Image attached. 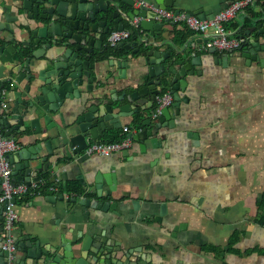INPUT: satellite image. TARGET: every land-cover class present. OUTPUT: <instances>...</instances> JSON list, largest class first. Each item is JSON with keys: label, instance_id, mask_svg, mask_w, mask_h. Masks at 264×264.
I'll return each mask as SVG.
<instances>
[{"label": "crops", "instance_id": "obj_1", "mask_svg": "<svg viewBox=\"0 0 264 264\" xmlns=\"http://www.w3.org/2000/svg\"><path fill=\"white\" fill-rule=\"evenodd\" d=\"M232 1L191 0L190 3L192 8H204L199 15L207 17ZM22 3L23 0H0V7L17 14L23 11ZM121 6L119 17L125 26L128 23L132 28L127 12L136 6L125 2H121ZM247 9L257 13L256 16L248 15ZM247 9L228 26L237 25L235 29H243L249 39H256V48L249 40L245 49L210 51L211 48L205 46V37L196 32L182 41L176 30H185L184 22L162 21L165 24L160 31L145 30L144 36L147 33L152 42L150 47L156 43L162 50L171 48L174 53L184 49L186 55L201 56L192 83L181 92L182 96H188V100H182L181 113L172 120L173 125L169 121L159 133L163 147L152 146L149 137L132 138L128 155L123 152L111 157L86 155L83 149L72 164H66L61 154L52 155L43 170L34 171L33 175L41 178V174L49 170L59 189L38 191L37 187L17 200L19 220L13 230L17 243L27 248L29 240L41 241L44 246L64 238L79 243L76 246L79 248L84 236H94L95 241L111 242L115 256H124V250H131L132 259L141 261L145 255L147 264H264V224L258 220L261 210L257 206L264 193V10L260 3ZM110 19L109 24L114 27L117 23L112 16ZM18 22L13 23L17 33L11 42L31 45L29 33L18 27L26 22L25 16L21 15ZM109 33L103 48L109 46L112 51L114 46L107 41ZM136 34L137 39L142 38L141 33ZM131 41H135L132 36L124 46ZM134 48L133 44L123 52ZM136 62L132 61L123 70L108 62L102 64L101 69L109 72L107 90L121 95L129 85L135 84L142 70L134 66ZM148 82L145 80L140 87ZM2 91L8 101L5 114L13 106L15 97L6 89ZM147 104L150 106L152 102ZM156 105L157 101L140 114L123 116L120 127L108 128L100 138L116 130L122 134L125 125H136V133L151 127L142 122L149 117L153 121L158 119L160 114L156 118L151 115ZM54 118L60 124L76 116L70 106H64ZM42 125L45 126L43 119ZM14 133L20 148L36 143L45 145L51 137L43 134L38 139H34L35 136L27 139L16 130ZM92 140L95 139H90L89 143ZM43 150V154L48 152L45 146ZM98 176L103 182L100 183L102 196L98 194ZM22 182L25 183L16 181ZM53 196L56 198L52 199ZM196 196H202L198 204L193 202ZM82 197L117 202V209L107 212L87 207L79 203ZM136 201H139L137 207ZM5 218L6 211L0 212V239L4 237ZM236 231H240V239L235 250L227 251ZM210 246L220 250L208 249ZM26 259V253L17 249L16 264Z\"/></svg>", "mask_w": 264, "mask_h": 264}, {"label": "water", "instance_id": "obj_2", "mask_svg": "<svg viewBox=\"0 0 264 264\" xmlns=\"http://www.w3.org/2000/svg\"><path fill=\"white\" fill-rule=\"evenodd\" d=\"M155 1L161 7H173L176 13L184 10L202 18L215 15H199L204 8H192L191 0ZM121 2L135 6V0H23L20 7L23 11L17 14H12L4 6L0 7V89L12 92L15 97L13 106L1 116V124L9 129L6 135L10 137L15 136V130L27 139L34 136V139H38L43 134L51 136L45 145L36 143L8 154L14 168V182L23 180L31 184L38 181L40 177L34 178V171H42L44 163L52 155L61 154L66 164L77 161L90 139L98 140L108 128L120 127L123 116H133L151 108L161 93L158 86L168 88L170 85L168 92L173 95V103L163 107L156 121L149 117L142 122L151 127L129 134L136 140L149 137L152 146L163 147L159 133L168 126L169 121L173 125L172 120L175 121L181 113L182 100H188V96H182L181 92H185L192 83L201 56L194 53L186 55L184 49H177L174 53L171 48L162 50L154 42V47H150L152 42L148 34L145 38L137 39L134 30L132 38L135 41L130 44L124 46L125 41L121 42L112 51H109V46L103 48L107 33L126 28L119 17L123 10ZM21 15L25 16L26 22L18 27L29 33L31 45L11 42L17 33L13 23H19ZM127 15L131 20L136 16L143 17L140 24L147 31L159 30L165 24L156 19V11L146 6L133 8ZM111 16L117 23L114 27L109 24ZM248 33L251 34L250 29ZM203 39L207 42L206 38ZM249 40L251 46H258L256 39ZM249 40L246 44H249ZM133 44L136 48L128 53L123 52L124 48L131 49ZM34 46L35 50H32ZM240 48L245 49V44ZM215 49L211 48L210 51ZM132 61H137L134 66L142 69L135 84L129 85L121 95L108 91L109 72L101 69L102 64L108 62L123 70ZM143 80L149 82L141 88ZM130 88L133 90L128 92ZM149 101L152 102L150 106L147 104ZM64 106H70L76 118L62 120L59 124L54 116ZM192 134L197 137L196 133ZM44 146L48 151L46 154H43ZM123 154L128 155L129 149L124 150ZM53 163L56 164V159ZM81 179L90 193L87 183ZM100 183L103 184L101 176H98L96 184L98 194L102 196ZM74 200H78V197H74ZM201 200L202 196L193 198L196 204ZM79 203L107 212L117 209V202L111 200L82 197ZM138 204L139 201H136L135 206ZM6 209L7 202H0V212ZM94 238L84 236L79 248L76 247L79 243L65 241L64 238L44 246L41 241L29 240L26 242L27 248H23L19 242L17 248L26 253L27 259L21 261L22 264H147L145 255L141 261H135L132 259L133 251L124 250L125 257H117L111 242L107 243V239L95 241ZM3 244L2 237L0 264H6L7 251Z\"/></svg>", "mask_w": 264, "mask_h": 264}, {"label": "built area", "instance_id": "obj_3", "mask_svg": "<svg viewBox=\"0 0 264 264\" xmlns=\"http://www.w3.org/2000/svg\"><path fill=\"white\" fill-rule=\"evenodd\" d=\"M263 4L264 0H233L225 8L220 10L211 18H202L192 15L186 11H176L172 8H164L151 0H135V6H146L156 11V19L165 22H184L192 31L200 34L207 39L205 46L207 48H219L227 51H234L246 44L249 36L245 33H239L237 29L230 28L228 23L254 4ZM143 17L136 16L132 20V28L139 29V32L145 38V30L140 22ZM134 30V29H133ZM132 36V29H113L110 31L107 41L110 46H116L121 42L128 40ZM173 95L170 92L160 93L157 97V105L152 112V116L156 118L162 111L163 107L173 103ZM8 107L7 99L3 97V91L0 89V120L4 111ZM125 137L119 141L103 142L92 140L84 149L86 155H114L122 153L124 150L130 149L133 139L129 135L137 130L136 125H125ZM20 143L14 138L6 135L0 121V202H7L6 218L4 225V244L3 248L7 251L5 257L6 264H16L17 241L14 237L13 230L18 223L19 215L16 210L17 200L23 195L36 189L43 181L40 180L33 184L16 183L13 180V166L8 158V154L19 149ZM50 189H54L51 186Z\"/></svg>", "mask_w": 264, "mask_h": 264}, {"label": "trees", "instance_id": "obj_4", "mask_svg": "<svg viewBox=\"0 0 264 264\" xmlns=\"http://www.w3.org/2000/svg\"><path fill=\"white\" fill-rule=\"evenodd\" d=\"M262 6H263V10H264V3L262 4ZM247 13L250 16H256V14H257V13L255 14L254 12H251L249 9H247ZM247 18H249V17H246V19ZM125 27L126 28H131L130 27V24H128V23L126 24ZM233 27L234 28H237V25H234ZM185 28H186L185 30H176L177 36H179V37L181 36L182 37V39H181L182 41H184V38H186L189 34H191V32H194V31L190 30L188 26L185 27ZM131 29H134V28H131ZM242 30L243 29H240V30H238V32L239 33H244V31H242ZM134 31L136 33H140L139 32V29H134ZM167 91H168L167 87H164L161 90V94L164 93V92H167ZM137 123H141V121L140 122H137ZM4 132H5V129H4ZM124 137H125V134L124 133L121 134V132L119 130H116V131L109 132L108 134H106L102 138H100L99 140L100 141H103V142H113V141H119V140H121ZM40 179H43V181L38 185V189H37L38 191L39 190L40 191L49 190V188L51 186H54L56 191L59 189L58 185L56 186L54 184V182L52 181V175H51V172L49 170L44 171L41 174V178ZM60 189L62 190L63 188H60ZM77 191H79V190H77ZM257 206L261 210L260 215L258 217V220L262 224H264V193L262 194V198L258 201ZM239 239H240V231H236L233 234V236L231 237V239H230V241L228 243V247H227L226 250L227 251L235 250V247H236L235 244L239 241ZM207 248L208 249H211V250H217V251L220 250V248H218V247H212V246L207 247Z\"/></svg>", "mask_w": 264, "mask_h": 264}]
</instances>
